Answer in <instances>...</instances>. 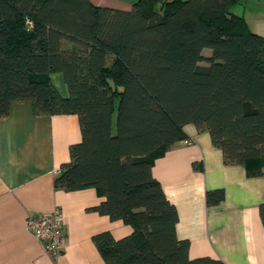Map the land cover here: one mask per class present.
<instances>
[{
    "label": "trees",
    "instance_id": "1",
    "mask_svg": "<svg viewBox=\"0 0 264 264\" xmlns=\"http://www.w3.org/2000/svg\"><path fill=\"white\" fill-rule=\"evenodd\" d=\"M238 1L135 0L120 9L0 0V117L17 100L35 114L77 115L81 138L53 183L94 187L103 200L90 209L131 227L120 238L92 236L106 264H224L189 257L152 163L192 123L208 131L225 164L264 175V36L230 11ZM223 198L222 189L205 193L208 205ZM259 215L264 226V202Z\"/></svg>",
    "mask_w": 264,
    "mask_h": 264
},
{
    "label": "crops",
    "instance_id": "2",
    "mask_svg": "<svg viewBox=\"0 0 264 264\" xmlns=\"http://www.w3.org/2000/svg\"><path fill=\"white\" fill-rule=\"evenodd\" d=\"M135 0H91L100 6L129 9ZM249 28L264 36V0H239L230 7ZM61 96L68 95L60 72L49 75ZM185 139L173 143L152 163V173L178 213L176 234L189 241L191 258L210 256L224 264H264V175L249 176L242 164H225L222 151L206 130L183 126ZM76 114H35L29 101L17 100L0 117V264H106L92 236L110 231L115 238L131 227L90 208L103 200L94 187L65 191L54 187L69 145L79 141ZM264 171V167H263ZM224 198L208 205L207 190ZM63 215L65 244L57 257L45 253L42 240L28 231V215Z\"/></svg>",
    "mask_w": 264,
    "mask_h": 264
},
{
    "label": "built area",
    "instance_id": "3",
    "mask_svg": "<svg viewBox=\"0 0 264 264\" xmlns=\"http://www.w3.org/2000/svg\"><path fill=\"white\" fill-rule=\"evenodd\" d=\"M185 142L189 143V140L185 139ZM25 226L28 231L42 240L45 253L52 257H57L60 254L65 241L63 215L58 207L49 213L28 215Z\"/></svg>",
    "mask_w": 264,
    "mask_h": 264
},
{
    "label": "rangeland",
    "instance_id": "4",
    "mask_svg": "<svg viewBox=\"0 0 264 264\" xmlns=\"http://www.w3.org/2000/svg\"><path fill=\"white\" fill-rule=\"evenodd\" d=\"M124 1V0H123ZM126 1V0H125ZM204 54H210V50L209 49H204ZM203 64V63H202Z\"/></svg>",
    "mask_w": 264,
    "mask_h": 264
}]
</instances>
